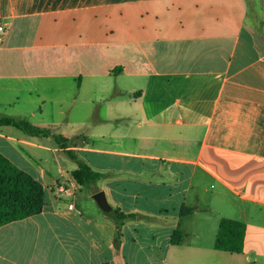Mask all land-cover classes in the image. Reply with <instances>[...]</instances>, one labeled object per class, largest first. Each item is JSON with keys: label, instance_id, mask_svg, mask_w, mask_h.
Masks as SVG:
<instances>
[{"label": "crops", "instance_id": "0c3cea01", "mask_svg": "<svg viewBox=\"0 0 264 264\" xmlns=\"http://www.w3.org/2000/svg\"><path fill=\"white\" fill-rule=\"evenodd\" d=\"M0 21V114L64 135L104 174L81 186L55 137L0 125V152L46 188L41 213L0 226V264L264 258L256 214L240 253L188 241L196 230L182 226L212 190L264 207V53L252 30L264 0H0ZM93 189L134 214L120 242Z\"/></svg>", "mask_w": 264, "mask_h": 264}, {"label": "trees", "instance_id": "16d2710c", "mask_svg": "<svg viewBox=\"0 0 264 264\" xmlns=\"http://www.w3.org/2000/svg\"><path fill=\"white\" fill-rule=\"evenodd\" d=\"M252 20L250 11L248 22H252ZM252 30L256 36L259 49L264 53V25L254 23ZM0 125L15 126L32 136L55 137L68 154L77 161L78 167L72 171V176L81 186L91 187L104 176L102 172L95 170L87 161L77 156L72 149L67 148V137L55 133L49 127L36 125L27 120H20L8 114H0ZM96 191L97 189H93V192ZM45 204L46 188L44 184L32 173L21 168L7 155L0 152V226L39 214L44 209ZM186 212L187 209H184L182 215ZM106 213L112 216L116 223V239L119 240L125 222L132 218L134 214L125 213L115 207L112 211ZM246 233L247 224L245 221L223 217L219 223L214 247L231 252H243ZM183 240L184 234L180 230H175L172 234V242L178 244Z\"/></svg>", "mask_w": 264, "mask_h": 264}, {"label": "rangeland", "instance_id": "374dc122", "mask_svg": "<svg viewBox=\"0 0 264 264\" xmlns=\"http://www.w3.org/2000/svg\"><path fill=\"white\" fill-rule=\"evenodd\" d=\"M60 117H62V115ZM59 155L60 165H72L76 163V160H74L72 157H69L63 152H60ZM50 160L55 165V168L59 167L58 161L55 160V156H52ZM216 187L218 188L219 186L216 185ZM213 191L215 190H212L211 192H207L205 194L203 202H200L196 205L190 202L187 204L189 206H193L194 209L197 208L198 210V214L195 218L190 215H184L185 217L183 218L184 221L182 222V226L186 228H193L194 226V230H196L195 235H191V237H188V241L200 240V242L202 243L216 242L219 222L223 217L245 220L247 218H251V214H256V216L264 220V207L258 206L254 211H251L249 202L240 199L233 193L228 191L226 194L219 195L218 193H213ZM79 201H82V199L80 198ZM148 234L151 235L150 233H147L144 236L146 237L148 236ZM118 242H120V240H118ZM131 252L132 254H136V256H138V259H141L139 257H142V253H145V251L138 252L135 250H132ZM230 255V259L233 262L236 263L241 261V255L237 253H230ZM251 256H255V254L251 253ZM170 264L186 263L171 262ZM247 264H264V258L259 257L256 263L248 262Z\"/></svg>", "mask_w": 264, "mask_h": 264}, {"label": "water", "instance_id": "95a60500", "mask_svg": "<svg viewBox=\"0 0 264 264\" xmlns=\"http://www.w3.org/2000/svg\"><path fill=\"white\" fill-rule=\"evenodd\" d=\"M93 197L96 199L99 206L106 212L113 210V205L109 202L106 191L99 190L93 194Z\"/></svg>", "mask_w": 264, "mask_h": 264}, {"label": "built area", "instance_id": "2783aa9c", "mask_svg": "<svg viewBox=\"0 0 264 264\" xmlns=\"http://www.w3.org/2000/svg\"><path fill=\"white\" fill-rule=\"evenodd\" d=\"M4 29H5V28H4L3 24H2V22L0 21V32L4 31ZM59 190H60L61 192H73V190L69 189L68 186L65 185V184L59 185ZM70 207H71V208L74 207V204L71 203V204H70Z\"/></svg>", "mask_w": 264, "mask_h": 264}]
</instances>
